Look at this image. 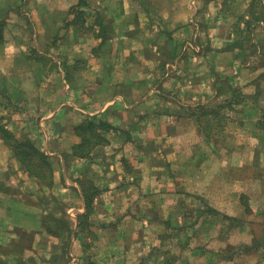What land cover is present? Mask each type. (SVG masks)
Masks as SVG:
<instances>
[{
	"label": "crops",
	"instance_id": "obj_1",
	"mask_svg": "<svg viewBox=\"0 0 264 264\" xmlns=\"http://www.w3.org/2000/svg\"><path fill=\"white\" fill-rule=\"evenodd\" d=\"M263 37L264 0H0V264H142L158 198L176 206L163 180L197 182L221 221L213 247L189 241L206 221L177 227L199 264H264ZM88 124L101 140L71 156ZM30 147L49 178L17 157Z\"/></svg>",
	"mask_w": 264,
	"mask_h": 264
},
{
	"label": "rangeland",
	"instance_id": "obj_2",
	"mask_svg": "<svg viewBox=\"0 0 264 264\" xmlns=\"http://www.w3.org/2000/svg\"><path fill=\"white\" fill-rule=\"evenodd\" d=\"M255 16H260V14L262 15V12H260V8H261V3L258 2V5H255ZM211 22V21H210ZM255 34V32L253 33V35ZM250 36V35H249ZM248 36V37H249ZM264 42V37L262 38ZM209 108H215L214 105H212ZM224 109V108H223ZM211 118H206L205 121L203 119V123H205L206 125V129H207V139L213 140V141H219L221 144H223L224 142H230L232 141V139L230 138L229 140L226 137L225 133H219V132H213L212 131V125L214 120ZM259 126H260V122H259ZM232 135V134H230ZM256 135V134H255ZM238 136V140L243 141L245 140V137H242L239 133L236 134V138ZM257 136V135H256ZM258 139L260 140V138L258 137ZM263 140V139H261ZM193 142H197V138L193 137ZM228 144V143H227ZM75 150L76 149H71V156L75 155ZM212 152L211 154H213V149H210ZM192 151V149H191ZM199 151V152H198ZM201 150L195 149V152L199 153V154H195L193 156L197 157L201 154ZM206 152H208V149H205ZM229 151L230 149L225 148V147H218L216 148V152L218 153V155L222 156V157H227L229 156ZM192 157V155H189ZM71 166V165H70ZM73 166V165H72ZM196 165L193 166H189V168L187 170H189V173L191 175V177L196 178L197 176V172H196V168L194 167ZM128 166H125V168L127 169ZM144 167V166H142ZM147 167L146 169H149V166H145ZM70 168V167H69ZM69 168L66 166L65 169V173L62 172L61 175V180L62 182H69L71 183V180H75L73 179V176H75L74 174H71L72 172L69 171ZM129 168V167H128ZM179 169H181V167L179 166ZM96 170V167H95ZM146 170V171H147ZM83 172V171H82ZM163 172V171H162ZM91 174L90 177H86L84 175H82L81 177H78L81 179L80 185H81V189H83V193L87 194V197H85V199L87 201H89L90 198H92V196L94 195L92 192L95 191L96 187H95V183L93 181V179L91 178ZM198 177V176H197ZM90 179V181L88 180ZM152 185H153V180L149 181ZM149 182L145 185V188L147 185H149ZM208 180H205L204 182H202V186L205 189H209L207 186L208 184ZM83 185L85 186V189L83 188ZM161 195H163V190H166L167 188L173 186L174 190L178 191L177 195L172 197L173 200L176 201V206L173 207V210H171V212L169 211V209H167L166 207H162V205H165L164 202V196H161L162 198H158V203L159 205H161V208H163L162 210H159L157 213L158 219L160 221H163L166 225L163 226L161 229L163 232V237L164 239L158 243L157 247L154 249V252L145 255L144 257V261L142 264H199V262L196 260L194 255H198V251L196 248V251H189L190 247L187 249V244L189 241L192 240V244L197 247L200 245L198 241L201 242H207L208 245L211 244V246L213 247L214 242H210V241H205V240H210L213 237L214 234V227L212 226V224L214 223V221H218L219 219L217 218V214L213 212V210L208 209L207 206H212V204L210 203V199L206 198L205 199V195L203 193V197L202 196H197L198 195V183L197 182H193L192 180H179V181H173L171 182L170 180H166V181H162L161 182ZM184 188L187 192L183 191ZM152 189V188H151ZM212 189V188H210ZM207 190L206 192L210 191ZM186 193L185 195H183V193ZM195 192V193H193ZM88 194H93L92 196H89ZM187 194H189V196H187ZM86 196V195H85ZM107 199V197L105 198ZM160 199V201H159ZM147 200H149V198H146V200H143V206L147 205L148 202ZM92 202H90L89 204H91ZM184 204L185 206H183V211H181L178 205H182ZM210 204V205H209ZM184 207H187L186 209ZM212 208V207H211ZM179 209V210H178ZM187 209H190V211H188ZM143 215H147L144 214ZM189 217V218H187ZM193 220L195 221V223H200V226H203L202 222H205V227L202 228H195V231L197 230L196 234L194 235V238L191 237L189 235V241H186V237L185 234L186 232L177 230V227H181V226H185L184 224H186L185 222L189 223V222H193ZM219 222H221L219 220ZM224 221L222 220V223ZM191 230V229H190ZM218 231V230H217ZM191 232V231H189ZM198 235V236H197ZM166 238V239H165ZM203 238V239H201ZM166 241V242H165ZM210 250V249H208ZM114 258V257H113ZM212 260L213 257L211 256ZM115 261V259L113 260V262ZM196 261V263H195ZM116 263V262H115ZM204 264V263H203ZM212 264V263H211Z\"/></svg>",
	"mask_w": 264,
	"mask_h": 264
},
{
	"label": "trees",
	"instance_id": "obj_3",
	"mask_svg": "<svg viewBox=\"0 0 264 264\" xmlns=\"http://www.w3.org/2000/svg\"><path fill=\"white\" fill-rule=\"evenodd\" d=\"M92 125H87L86 127L80 128V136L82 137V142L75 146V155L79 157H86L91 152L92 148L95 146V141L101 140V137L97 134H94L91 127ZM94 135V136H93ZM95 140V141H94ZM36 156L39 160L34 163V157ZM19 160L22 162L23 166L31 173H35L42 179L49 178L50 173L48 170V163L45 160L44 155L39 154V152L35 149L30 147L29 149L23 150L19 152L17 155ZM47 170V172H46Z\"/></svg>",
	"mask_w": 264,
	"mask_h": 264
}]
</instances>
